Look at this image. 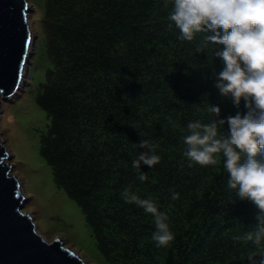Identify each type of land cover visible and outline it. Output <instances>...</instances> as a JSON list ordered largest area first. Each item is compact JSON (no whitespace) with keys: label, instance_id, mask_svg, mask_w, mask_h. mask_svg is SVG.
I'll return each mask as SVG.
<instances>
[{"label":"trees","instance_id":"trees-1","mask_svg":"<svg viewBox=\"0 0 264 264\" xmlns=\"http://www.w3.org/2000/svg\"><path fill=\"white\" fill-rule=\"evenodd\" d=\"M170 10L165 0H46L50 66L36 99L49 122L40 152L110 264H250L252 246L237 237L258 209L227 187L220 154L205 166L183 156L189 122H211V105L226 118L243 104L221 96L214 47L201 48V34L182 41ZM142 139L161 158L142 166L145 181L132 168ZM126 190L166 213L174 233L167 247L156 246L153 217L126 203Z\"/></svg>","mask_w":264,"mask_h":264},{"label":"clouds","instance_id":"clouds-1","mask_svg":"<svg viewBox=\"0 0 264 264\" xmlns=\"http://www.w3.org/2000/svg\"><path fill=\"white\" fill-rule=\"evenodd\" d=\"M169 4V26L179 31L182 41L191 42L201 34L200 47H214L215 58L222 63L221 70L213 71L215 87L237 109L242 104L244 109L223 118L221 108L211 105L215 117L211 122L187 124L183 156L190 166L215 164L216 154L222 156L227 187L258 209L256 223L237 239L250 242V264H264V0H165V7ZM137 147L144 151H139L132 168L145 181L142 166L152 169L161 158L146 139ZM124 197L153 217L151 239L157 247H167L174 233L156 201L128 190ZM171 199H179V193L173 192Z\"/></svg>","mask_w":264,"mask_h":264},{"label":"rangeland","instance_id":"rangeland-1","mask_svg":"<svg viewBox=\"0 0 264 264\" xmlns=\"http://www.w3.org/2000/svg\"><path fill=\"white\" fill-rule=\"evenodd\" d=\"M29 2L35 43L21 88L13 96L3 99L0 139L9 149L13 172L23 182L28 197L24 210L34 215L45 238L53 240L61 237L89 264H110L98 248L82 208L56 184L52 169L40 152L41 134L49 122L46 111L36 99L50 66L42 31L46 0Z\"/></svg>","mask_w":264,"mask_h":264},{"label":"water","instance_id":"water-1","mask_svg":"<svg viewBox=\"0 0 264 264\" xmlns=\"http://www.w3.org/2000/svg\"><path fill=\"white\" fill-rule=\"evenodd\" d=\"M29 0H0V111L21 88L35 43ZM11 155L0 139V264H89L61 237L48 240L34 215Z\"/></svg>","mask_w":264,"mask_h":264}]
</instances>
